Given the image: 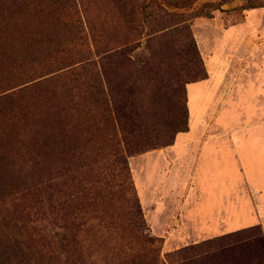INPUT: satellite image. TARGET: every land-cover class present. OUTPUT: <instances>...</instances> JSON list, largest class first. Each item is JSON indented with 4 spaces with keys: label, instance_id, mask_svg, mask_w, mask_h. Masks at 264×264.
Here are the masks:
<instances>
[{
    "label": "rangeland",
    "instance_id": "rangeland-1",
    "mask_svg": "<svg viewBox=\"0 0 264 264\" xmlns=\"http://www.w3.org/2000/svg\"><path fill=\"white\" fill-rule=\"evenodd\" d=\"M142 1L39 0L43 53L26 44L12 53L0 39L3 209L15 232L60 262L52 235L66 229L83 263L131 264L140 246L131 250L132 238L104 231L124 215L130 196L145 231L159 240L161 264H187L179 250L230 232H264V189L230 186L226 163L212 164L227 162L223 155L210 158L207 168L201 163L208 142L227 143L235 130H264V0H145L151 8L143 22ZM47 78L54 79L52 108L39 91L1 100ZM181 122L187 130L173 135ZM49 130L54 153L45 165L37 146ZM71 130L117 137L118 130H142L172 143L123 151L126 192L114 188L119 181L104 175L90 153L98 147L74 141ZM217 175L218 185L210 177ZM52 219L55 226L46 222Z\"/></svg>",
    "mask_w": 264,
    "mask_h": 264
},
{
    "label": "trees",
    "instance_id": "trees-1",
    "mask_svg": "<svg viewBox=\"0 0 264 264\" xmlns=\"http://www.w3.org/2000/svg\"><path fill=\"white\" fill-rule=\"evenodd\" d=\"M39 7V0H5V2L0 0V39L5 38L7 43L3 42L4 44L1 47H10L12 53H15L17 50L14 49V46L26 44L28 50L30 47H34L31 48L34 54L41 51L43 29L39 26L36 18ZM149 8H151V3L145 0L139 5L138 10L142 22L149 15ZM25 10H29V12ZM9 38L13 43L12 45L7 42ZM44 43L49 48V40H45ZM37 46H40V48L36 49ZM108 57L115 58V55ZM53 82L54 79L48 78L36 81L31 86L26 87L25 90L6 95L1 100H10L17 94L24 95L28 91H39L40 97H45L43 99L45 104H49L52 108L56 103L55 90H49ZM89 88L95 89L91 86L87 89L89 90ZM186 130L185 122H181L170 132L174 135ZM118 131L120 137H117L116 132L111 135L106 130H71L70 135H67L76 142L77 139L85 138L88 145L98 147L99 152L95 153L96 150L91 149L90 153L98 157L99 161L97 162L103 165L104 175L113 176L114 179L116 178L119 181L118 184L114 185L115 189L128 192L129 178L125 171L123 151L125 153H140L151 148L170 145L172 137L168 139L164 137L153 138L150 133L142 130ZM66 133L68 131L65 130L64 135ZM52 135L53 130H49L47 134L44 133L42 145L37 146L45 165L50 164V158L51 161L53 160L54 142L50 138ZM75 152L77 153L76 150ZM123 185H126V188ZM7 190L8 188L0 183V264H85L78 257V252L75 251L77 248L70 245L66 229H63L62 232L56 231L52 235L55 241L57 239L60 242L58 250H60L59 254L64 256L62 262L58 257H48L49 252L35 249L34 245L22 237L24 234L20 229L15 232L10 224L12 220L9 214H6L3 209L6 204ZM8 195H10L9 192ZM131 198L130 196V199L125 201L127 206L124 215L116 216L111 225L105 226L104 231L106 234H112V231L118 233L119 231L122 236L132 238L134 244L130 245L131 250L133 247L137 249L140 246V249L130 259L131 264H161L159 240L147 234L137 200L135 197ZM63 220L64 217L61 216L60 221ZM46 222L50 226H55L53 219L52 221L46 220ZM114 226L119 227L120 230ZM57 228L62 229L63 227L57 225ZM121 235H118L117 239L122 240ZM50 248L52 249V246ZM147 249L149 251H146ZM178 254L184 260H187V264H193L199 260H204L205 264H264V232L258 227L237 230L206 240L196 246L184 247L178 251Z\"/></svg>",
    "mask_w": 264,
    "mask_h": 264
},
{
    "label": "crops",
    "instance_id": "crops-1",
    "mask_svg": "<svg viewBox=\"0 0 264 264\" xmlns=\"http://www.w3.org/2000/svg\"><path fill=\"white\" fill-rule=\"evenodd\" d=\"M261 76V84L263 85L264 68H262ZM261 125H264V119L261 120ZM235 131L234 135L232 132L230 133L232 137L228 138L227 143L208 142L206 144L207 149L202 152L201 163H203L204 168H207L210 158L215 156L220 158V155H223L227 158V162L218 161L212 162V164L215 166L216 163H226V167L223 168H225L224 172L227 175H224L229 180L230 186L236 184V188H239L245 183L252 190H262L264 189V130ZM236 135L240 137V142L236 143ZM257 136H260L259 142H253ZM236 167L242 168L239 174H237ZM220 175L210 176L213 183L218 185L221 182ZM240 176L242 181L239 180Z\"/></svg>",
    "mask_w": 264,
    "mask_h": 264
}]
</instances>
